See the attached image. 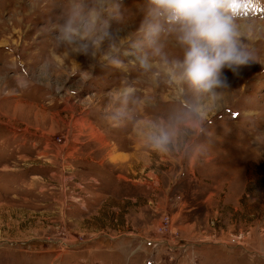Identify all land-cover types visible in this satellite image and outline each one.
Masks as SVG:
<instances>
[{
	"label": "rangeland",
	"instance_id": "374dc122",
	"mask_svg": "<svg viewBox=\"0 0 264 264\" xmlns=\"http://www.w3.org/2000/svg\"><path fill=\"white\" fill-rule=\"evenodd\" d=\"M62 3L0 0V264H264V0H236L253 60L216 96L170 82L169 37L148 70L55 47Z\"/></svg>",
	"mask_w": 264,
	"mask_h": 264
},
{
	"label": "clouds",
	"instance_id": "9594fccd",
	"mask_svg": "<svg viewBox=\"0 0 264 264\" xmlns=\"http://www.w3.org/2000/svg\"><path fill=\"white\" fill-rule=\"evenodd\" d=\"M140 11L141 39L131 53L124 52L119 32L111 30L124 23L125 0H63L49 30L55 47L115 66L122 53L131 54L144 70L152 67L149 54L162 56V39L169 37L182 51L181 59L164 60L170 82L209 96L227 87L225 69L239 74L253 60L236 0H143ZM147 138L156 148L166 144V138L151 132Z\"/></svg>",
	"mask_w": 264,
	"mask_h": 264
},
{
	"label": "crops",
	"instance_id": "0c3cea01",
	"mask_svg": "<svg viewBox=\"0 0 264 264\" xmlns=\"http://www.w3.org/2000/svg\"><path fill=\"white\" fill-rule=\"evenodd\" d=\"M19 83L22 84V79H19ZM23 90H19L17 87H15L13 90H11V87L9 88H3L0 91V99H13L15 101H18L17 99L20 97ZM13 97V98H12ZM1 116V115H0ZM2 117V116H1ZM112 155V154H111ZM110 155V156H111Z\"/></svg>",
	"mask_w": 264,
	"mask_h": 264
}]
</instances>
